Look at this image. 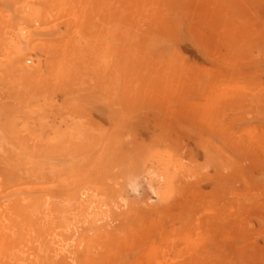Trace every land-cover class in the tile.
Wrapping results in <instances>:
<instances>
[{"label":"rangeland","instance_id":"1","mask_svg":"<svg viewBox=\"0 0 264 264\" xmlns=\"http://www.w3.org/2000/svg\"><path fill=\"white\" fill-rule=\"evenodd\" d=\"M0 264H264V0H0Z\"/></svg>","mask_w":264,"mask_h":264},{"label":"bare ground","instance_id":"2","mask_svg":"<svg viewBox=\"0 0 264 264\" xmlns=\"http://www.w3.org/2000/svg\"><path fill=\"white\" fill-rule=\"evenodd\" d=\"M18 174V173H17Z\"/></svg>","mask_w":264,"mask_h":264}]
</instances>
